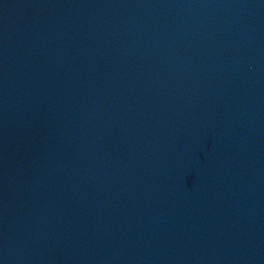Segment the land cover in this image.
Returning a JSON list of instances; mask_svg holds the SVG:
<instances>
[{"label": "water", "instance_id": "95a60500", "mask_svg": "<svg viewBox=\"0 0 264 264\" xmlns=\"http://www.w3.org/2000/svg\"><path fill=\"white\" fill-rule=\"evenodd\" d=\"M0 264H264V0H0Z\"/></svg>", "mask_w": 264, "mask_h": 264}]
</instances>
